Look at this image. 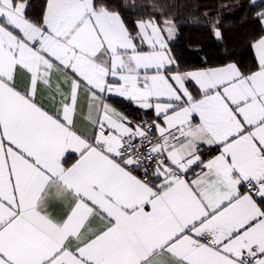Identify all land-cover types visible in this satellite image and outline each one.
Wrapping results in <instances>:
<instances>
[{
	"label": "snow or ice",
	"instance_id": "6c2138e0",
	"mask_svg": "<svg viewBox=\"0 0 264 264\" xmlns=\"http://www.w3.org/2000/svg\"><path fill=\"white\" fill-rule=\"evenodd\" d=\"M249 3L248 59L192 66L167 4L0 0V264H264Z\"/></svg>",
	"mask_w": 264,
	"mask_h": 264
},
{
	"label": "trees",
	"instance_id": "16d2710c",
	"mask_svg": "<svg viewBox=\"0 0 264 264\" xmlns=\"http://www.w3.org/2000/svg\"><path fill=\"white\" fill-rule=\"evenodd\" d=\"M136 3V11L146 16L152 14L151 6L155 3L169 5L166 11L176 15L180 29L173 50L182 63L199 66L206 58L210 65H216L228 59L245 62L249 57L245 44L258 30L252 17L260 10L250 7L249 0H136ZM224 3L230 7H221ZM204 11L213 17L220 15L223 42L215 40L208 27L196 21V17L203 20Z\"/></svg>",
	"mask_w": 264,
	"mask_h": 264
},
{
	"label": "rangeland",
	"instance_id": "374dc122",
	"mask_svg": "<svg viewBox=\"0 0 264 264\" xmlns=\"http://www.w3.org/2000/svg\"><path fill=\"white\" fill-rule=\"evenodd\" d=\"M259 1V0H258Z\"/></svg>",
	"mask_w": 264,
	"mask_h": 264
}]
</instances>
